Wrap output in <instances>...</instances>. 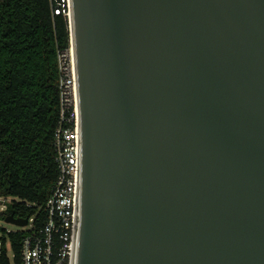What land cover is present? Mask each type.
I'll return each instance as SVG.
<instances>
[{
	"label": "water",
	"instance_id": "obj_1",
	"mask_svg": "<svg viewBox=\"0 0 264 264\" xmlns=\"http://www.w3.org/2000/svg\"><path fill=\"white\" fill-rule=\"evenodd\" d=\"M66 15L71 264H264V0H68Z\"/></svg>",
	"mask_w": 264,
	"mask_h": 264
},
{
	"label": "trees",
	"instance_id": "obj_2",
	"mask_svg": "<svg viewBox=\"0 0 264 264\" xmlns=\"http://www.w3.org/2000/svg\"><path fill=\"white\" fill-rule=\"evenodd\" d=\"M66 13L65 0H0V198L11 199L0 219L33 217L35 229L57 176L53 139L58 53L70 47ZM26 231L3 229L0 264H10L8 248L19 263Z\"/></svg>",
	"mask_w": 264,
	"mask_h": 264
},
{
	"label": "built area",
	"instance_id": "obj_3",
	"mask_svg": "<svg viewBox=\"0 0 264 264\" xmlns=\"http://www.w3.org/2000/svg\"><path fill=\"white\" fill-rule=\"evenodd\" d=\"M65 3L68 9V0ZM58 70L59 116L53 139L57 176L43 206L46 218L41 227L33 228V217L27 219L28 231L20 242L18 264H71L76 222L79 114L73 61L67 56V50L58 53ZM6 203L0 198V211L5 209ZM13 258L11 252L10 264H14Z\"/></svg>",
	"mask_w": 264,
	"mask_h": 264
},
{
	"label": "rangeland",
	"instance_id": "obj_4",
	"mask_svg": "<svg viewBox=\"0 0 264 264\" xmlns=\"http://www.w3.org/2000/svg\"><path fill=\"white\" fill-rule=\"evenodd\" d=\"M10 200L11 199H9V198L5 199V201L7 203L10 202ZM27 228H28V226L18 227V226H15L13 224L6 223L3 219H0V235L2 234L3 229H5L7 231H16V230H26ZM7 251H8L9 259H11V251L9 250V248Z\"/></svg>",
	"mask_w": 264,
	"mask_h": 264
},
{
	"label": "bare ground",
	"instance_id": "obj_5",
	"mask_svg": "<svg viewBox=\"0 0 264 264\" xmlns=\"http://www.w3.org/2000/svg\"><path fill=\"white\" fill-rule=\"evenodd\" d=\"M70 60H72V61H73V56H70Z\"/></svg>",
	"mask_w": 264,
	"mask_h": 264
}]
</instances>
